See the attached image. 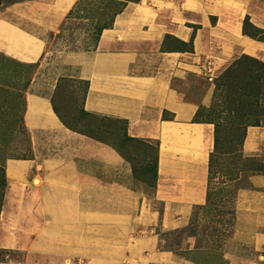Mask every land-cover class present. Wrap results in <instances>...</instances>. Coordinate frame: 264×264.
<instances>
[{"label":"crops","instance_id":"0c3cea01","mask_svg":"<svg viewBox=\"0 0 264 264\" xmlns=\"http://www.w3.org/2000/svg\"><path fill=\"white\" fill-rule=\"evenodd\" d=\"M175 1V6L169 0L129 3L92 48L49 58L48 39L78 0H26L0 9V53L20 63H38L22 116L31 158L6 164L9 194L0 212V250L51 260L57 258L54 248L59 257L98 262V248L85 253L82 244L102 240L95 230L106 215L111 233L106 241L131 245L116 247L123 258L200 264L183 254L195 249L193 235L176 249L158 250L165 240L154 229L190 228L194 211L207 200L213 127L193 122L198 107L183 99L174 82L188 75L207 77L206 68H224L241 55L264 62V41L242 34L246 16L264 31V0ZM166 35L192 42L193 52L161 51ZM60 78L87 83L85 112L125 121L128 137L155 143L153 201L161 209L145 199L130 164L113 147L61 123L51 104ZM241 151L260 160L263 171L252 174L250 187L235 194L233 231L221 260L264 264V127L246 129Z\"/></svg>","mask_w":264,"mask_h":264},{"label":"rangeland","instance_id":"374dc122","mask_svg":"<svg viewBox=\"0 0 264 264\" xmlns=\"http://www.w3.org/2000/svg\"><path fill=\"white\" fill-rule=\"evenodd\" d=\"M12 1L15 0H0L2 4L0 9L8 6ZM126 1L78 0L72 13L67 15L68 18H65L58 31L49 37L45 57L58 55L65 50L92 48L97 28L108 24L113 11ZM169 1L172 6L177 3L175 0ZM129 3L132 2H127V5ZM255 35L260 36L258 33ZM170 42L171 48H185L176 42ZM35 64L38 66V63ZM27 65H33V67ZM36 70L37 67L34 64L20 63L0 53V167L4 169L5 175L8 161L23 160L30 155L22 116L27 90ZM60 79L57 80L53 91L52 107L58 110L70 128L113 147L119 156L130 164L133 178L144 193L145 199L151 201L155 205L154 208L161 209L153 201V176L157 154L155 143L139 139L128 140L123 121L85 112L82 108L85 94L83 82L70 79L60 81ZM174 85L183 93L181 95L184 100L197 105L195 119L212 125L216 147L212 148L210 160L207 184L208 205L194 211L192 225L184 231H163L161 227H155L156 234L165 240V243H159L158 250L176 249L177 246L182 245L187 235H193L195 249L191 252H183L185 257L200 264H222L223 246L233 231L235 194L239 189L250 187L249 177L256 169H260L262 164L260 160L245 157L241 148L248 127L255 125L264 127V62L241 55L224 68H218V70L211 68L210 76L199 78L188 75L183 80H176ZM2 177L0 172V180ZM7 194L9 192L6 187L3 202ZM107 218L105 215L104 224L101 222L100 227L95 230V236L102 240L99 239V243L82 244L85 253L90 247L98 248L100 253L98 262L94 260L95 258L88 257L70 258L64 255L59 257L58 255L62 254L54 248L53 253L57 258L51 260H46L34 253L26 258L18 251L0 250V262L7 261L15 264L149 263L146 258H123L122 254L116 253L117 246H119L118 249L124 250L122 247L127 243L122 244L123 242L115 237L113 239H116L117 244H109L106 241L111 237V233L107 231ZM89 233L88 230L87 234ZM26 244L23 246L26 247ZM130 247L131 245L127 244L126 249ZM130 252L127 254L129 255ZM113 253L116 258H109ZM117 254H120V257L117 258Z\"/></svg>","mask_w":264,"mask_h":264},{"label":"trees","instance_id":"16d2710c","mask_svg":"<svg viewBox=\"0 0 264 264\" xmlns=\"http://www.w3.org/2000/svg\"><path fill=\"white\" fill-rule=\"evenodd\" d=\"M22 1H26V0H15V1H12V2H10L8 5H11V4H13V3H17V2H22ZM127 2H132V3H138V2H140V0H127L126 2H123L121 5H120V7L117 9V10H115V11H113V13H112V17H111V20H110V22L108 23V24H105V25H102V26H99L98 28H97V30H96V37H95V41H94V45L97 43V41H98V39H99V36H100V34H101V32L104 30V29H108V28H110L111 26H112V24H113V20H114V18L118 15V14H120L123 10H124V8L126 7V5H127ZM0 5H2L1 4V2H0ZM72 13V10L69 12V14H68V16L70 15ZM68 18V17H67ZM248 28H250V30L252 31H250ZM256 33H258V34H260V36H256L255 34ZM242 34L243 35H245V36H248V37H250V38H252V39H254V40H257V41H264V31L263 30H260V29H257V28H255V27H253L251 24H250V22H249V19H248V17L246 16L245 18H244V20H243V24H242ZM170 41H173V42H176L179 46H183V47H185V48H171L170 47ZM161 51H165V52H169V51H176V52H188V53H192L193 52V49H192V42H189L188 44H185V43H183V42H181V41H179V40H177V39H175V38H173V37H171V36H169V35H166L165 37H164V40H163V45H162V47H161ZM28 67H33V65H31V66H29V65H27ZM34 66L35 67H37V65L36 64H34ZM64 78H61L60 79V81H62ZM83 84H84V86H85V93H86V90H87V83L86 82H83ZM84 96H85V94H84ZM51 104H52V102H51ZM52 109H53V111H54V113L57 115V117L59 118V120L61 121V123L66 127V128H68L69 130H71V131H74V132H77V133H79V134H81V135H84V136H86V137H88V138H91V139H93V140H96V141H99V142H101V143H104L103 141H101V140H99V139H97V138H94V137H91V136H88L87 134H84V133H82V132H78V131H75L74 129H72V128H70V126L62 119V117L60 116V114H59V112H58V110L53 106L52 107ZM89 114V113H88ZM196 116V115H195ZM195 116H194V118H193V122L194 123H196V122H201V121H197L196 119H195ZM163 117L164 118H166V114L165 115H163ZM23 123V122H22ZM123 123H124V130H125V133H126V122L125 121H123ZM203 123H208L209 124V122H203ZM255 126H257V125H255ZM24 129H25V127H23ZM25 131H26V129H25ZM26 133H27V131H26ZM124 133V134H125ZM27 136H28V133H27ZM245 136V135H244ZM126 139H128V140H134V138H130V137H127L126 136ZM244 139V138H243ZM243 142V141H242ZM28 147H29V152H30V140H29V136H28ZM104 144H106V143H104ZM108 145V144H107ZM216 147V138L214 137V135H213V148H215ZM156 153H157V151H156ZM212 154V153H211ZM211 154H210V157H209V169H210V160H211ZM156 156H157V154H156ZM31 158V153H30V155H27L26 156V158H24L23 160H27V159H30ZM263 171V165L261 164V168L260 169H256L255 171H254V173H261ZM0 172L2 173V175H3V177H2V179L0 180V212H1V208H2V203H3V196H4V190L6 189V177H5V172H4V169L3 168H1L0 167ZM155 178H156V160H155V169H154V176H153V180L155 181ZM154 187V186H153ZM207 202H208V200H206V204H205V206H207L208 204H207ZM204 206V207H205Z\"/></svg>","mask_w":264,"mask_h":264},{"label":"built area","instance_id":"2783aa9c","mask_svg":"<svg viewBox=\"0 0 264 264\" xmlns=\"http://www.w3.org/2000/svg\"><path fill=\"white\" fill-rule=\"evenodd\" d=\"M207 76H210V69L206 68Z\"/></svg>","mask_w":264,"mask_h":264}]
</instances>
